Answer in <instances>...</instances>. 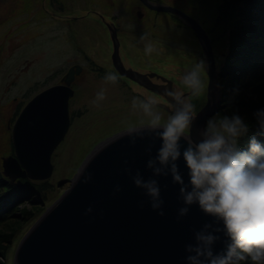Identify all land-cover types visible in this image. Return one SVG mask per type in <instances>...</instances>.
<instances>
[{"label": "rangeland", "instance_id": "rangeland-1", "mask_svg": "<svg viewBox=\"0 0 264 264\" xmlns=\"http://www.w3.org/2000/svg\"><path fill=\"white\" fill-rule=\"evenodd\" d=\"M149 1L198 17V22L210 36L218 74L227 41L222 37L220 17L215 10L217 0ZM206 3L215 8L207 7ZM155 13L139 0H0V166L3 158L14 154L11 131L25 105L38 93L58 85L70 67H82L73 84L75 95L69 103V130L51 157V177L28 182L26 186L35 194L31 200L12 206L13 215L0 225V241L5 235L12 236L6 248L3 247L5 243H0V254L3 255L0 263L12 264L18 243L70 187V180L87 152H91L92 143L104 140L105 133L127 124L128 120L122 122L123 119L136 114L144 119L142 113L132 109V97L153 94L142 92L121 78L118 85H107V98L99 107L90 104L105 86V73L114 70L109 63L112 47L114 50L112 31L118 42L120 33L131 65L156 70L166 79L177 80L178 86H181L182 73L204 59L196 35L181 19L167 13ZM145 33L156 45L157 50L151 56L145 55L140 41ZM120 53L122 55V51ZM171 56L186 59V64L171 62ZM251 79L249 76L239 79L237 88L224 98L221 92L219 106L223 104V98L227 102L224 107H229L225 115H231L232 111L242 113L245 106L241 104L248 93L255 99L253 91L258 86ZM194 103L197 110H201L206 103V92L194 97ZM160 110L166 119L170 112L162 107ZM85 146L86 149L77 156L76 151H82L81 147ZM23 214L27 217L23 224L13 222L21 220Z\"/></svg>", "mask_w": 264, "mask_h": 264}, {"label": "water", "instance_id": "water-1", "mask_svg": "<svg viewBox=\"0 0 264 264\" xmlns=\"http://www.w3.org/2000/svg\"><path fill=\"white\" fill-rule=\"evenodd\" d=\"M139 1L151 11L181 19L194 32L201 46L203 60L208 65L209 84L206 103L197 110V118L188 133L199 141L208 120L219 110L221 95L211 40L200 23L183 11L149 0ZM113 22L116 23L115 19ZM111 35L114 43L112 59H116L117 71L143 85L136 79L135 72L124 70L119 58V42L114 31ZM119 37L123 61L130 64L120 33ZM81 70L79 65L71 67L61 84L35 95L18 115L11 131L14 154L1 160L2 172L11 181H44L51 177V157L69 129V103L74 96V80ZM160 78L169 87L172 84L178 86L177 80ZM159 107L169 112L173 110L163 104ZM127 124L105 133L104 140L92 143V150L87 152L70 180V187L18 243L12 264H185L186 245L194 243V232L212 218L198 205H193L186 217L177 219L178 209L183 205L179 185L172 182L171 175L158 178L165 215L161 217L151 209L148 197L124 171V162L128 161L133 174L139 170L148 179L152 172L146 166L149 159L146 148L154 143L152 156H155L160 142L153 141V134L146 131L145 138L132 145L125 134ZM182 144L186 146V141L182 140ZM179 163L187 181L183 160ZM85 166L93 174L89 184L76 179L78 171ZM117 184L122 191L113 195ZM18 186L21 188L22 184ZM141 202H144L143 207ZM89 206H93L94 211L86 215ZM221 237L215 245L217 251L224 246L223 234Z\"/></svg>", "mask_w": 264, "mask_h": 264}, {"label": "clouds", "instance_id": "clouds-1", "mask_svg": "<svg viewBox=\"0 0 264 264\" xmlns=\"http://www.w3.org/2000/svg\"><path fill=\"white\" fill-rule=\"evenodd\" d=\"M140 41L145 55L151 56L157 50L148 33ZM207 68L205 60L195 62L180 76L181 86L163 89L162 95L170 99L173 109L166 119L156 95L132 97V109L142 113L144 119L126 125L125 134L130 143L135 145L138 139H144L147 131L160 144L155 156H152L154 143L146 148L149 156L146 166L152 172L151 177L145 179L139 170L133 174L128 161L124 162V171L161 217L165 215V202L158 178L171 175L172 182L179 185L183 205L178 209L177 219L186 217L193 205L212 218L194 232V243L186 245L185 264H248L249 261L264 264V142L253 137L249 147L241 149L240 138L248 133L250 125L239 112L210 118L199 141L188 135L198 115L194 97L208 89ZM103 81L105 86L90 101L97 107L107 98V85H118L120 75L109 70ZM255 115L264 127V109ZM181 159L187 181L180 170ZM76 179L89 184L93 174L85 166L78 171ZM121 191L117 184L113 195ZM143 205L141 202L140 206ZM93 211V206H89L85 214ZM221 234L225 238L224 246L217 251L215 245Z\"/></svg>", "mask_w": 264, "mask_h": 264}, {"label": "trees", "instance_id": "trees-1", "mask_svg": "<svg viewBox=\"0 0 264 264\" xmlns=\"http://www.w3.org/2000/svg\"><path fill=\"white\" fill-rule=\"evenodd\" d=\"M156 2L161 3L162 1L157 0ZM208 3H206L207 7L215 8V6H208ZM214 5H216L215 10L218 11L220 26L223 29L222 37H225L227 41L226 52L223 53L218 69L223 98L228 95L229 91L237 88L239 79L249 76L252 78L251 81H255L258 86V89L253 91L255 99L251 93H248L241 104L245 106L244 111L239 113L250 125L248 133L241 137L239 142L241 149H247L253 137L264 142V127L259 124L255 115L258 110L264 109V0H217ZM190 16L199 21L198 17L191 14ZM205 31L209 36L207 30ZM223 98L221 102L223 104L219 106V111L215 116L225 115L224 113L229 110L228 106L224 107L227 102ZM28 182L31 181L28 179L11 181L4 175L0 166V225L13 215L10 211L12 206L15 207L17 203L28 201L35 194L33 189L26 186ZM19 183L23 184L22 188L18 186ZM26 218L23 214L21 220L13 222L23 224ZM3 238L4 240L0 243L3 245L5 243L3 247L6 248L12 236L5 235ZM0 256L3 255L0 254Z\"/></svg>", "mask_w": 264, "mask_h": 264}, {"label": "flooded vegetation", "instance_id": "flooded-vegetation-1", "mask_svg": "<svg viewBox=\"0 0 264 264\" xmlns=\"http://www.w3.org/2000/svg\"><path fill=\"white\" fill-rule=\"evenodd\" d=\"M110 27L112 28L113 26H110ZM120 45H121V41H119L118 51H119V55H120L119 58H120L121 64L123 65L124 70L125 71L132 70L133 72H135V74L137 75L136 76V79L140 83H143V85H145V86L140 85L138 82H136L135 80H133L132 78L127 77V76H120L121 80L124 81V82H126V83H128V84L131 83V84L139 87L142 90V92L151 93L153 95H156L157 97L160 98V100H161L160 103L161 104H163L165 106H168V107H171V103L169 102L170 99L168 97L162 95L163 89L165 87H169V86H167V84L164 81H162V79L160 77L165 78L166 76L160 74L156 70H152V69H142V68L136 67L134 65L125 63L123 61L122 55L120 53V51H121ZM113 51L114 50H113V47H112V52ZM112 56H110L109 63L114 67V70L117 71L116 70V67H115V60L116 59L115 60L112 59ZM116 64L118 66L120 65L118 61H116ZM149 75H155V76L149 77ZM156 76H160V77L157 78ZM62 80H63V78L61 79V81ZM61 81L59 82V84H61ZM75 81H76V78L74 80V84H75ZM172 86H174V85L172 84ZM73 90H74V95H75V89L73 88Z\"/></svg>", "mask_w": 264, "mask_h": 264}, {"label": "bare ground", "instance_id": "bare-ground-1", "mask_svg": "<svg viewBox=\"0 0 264 264\" xmlns=\"http://www.w3.org/2000/svg\"><path fill=\"white\" fill-rule=\"evenodd\" d=\"M172 59V61L171 62H173V63H175V62H177V63H179V64H186V59L184 60L183 58H181V57H175V56H171L170 57V60ZM185 61V62H184ZM141 115L140 114H136V115H134V116H131V117H129V118H127V119H123V121L122 122H124L125 120H128V121H126V123H128V122H139L140 120H141V117H140ZM143 119V118H142ZM124 124V123H123ZM92 141V140H91ZM90 141V142H91ZM89 142V143H90ZM88 143V144H89ZM78 144H79V141H78V143H76V148H75V150L77 149V146H78ZM87 144V145H88ZM86 145V146H87ZM86 146L85 147H81V149H82V151H76V153H77V156H79L85 149H86ZM80 149V150H81Z\"/></svg>", "mask_w": 264, "mask_h": 264}]
</instances>
